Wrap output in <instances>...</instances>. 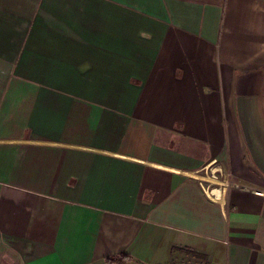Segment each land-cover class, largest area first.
Instances as JSON below:
<instances>
[{
    "label": "crops",
    "instance_id": "obj_1",
    "mask_svg": "<svg viewBox=\"0 0 264 264\" xmlns=\"http://www.w3.org/2000/svg\"><path fill=\"white\" fill-rule=\"evenodd\" d=\"M198 258L264 264V0H0V264Z\"/></svg>",
    "mask_w": 264,
    "mask_h": 264
},
{
    "label": "built area",
    "instance_id": "obj_2",
    "mask_svg": "<svg viewBox=\"0 0 264 264\" xmlns=\"http://www.w3.org/2000/svg\"><path fill=\"white\" fill-rule=\"evenodd\" d=\"M208 190L211 193L210 196H209V198H211L213 200H216V198L214 197L215 194L212 193V188H209L208 187ZM184 264H209V262L206 259L198 258V259H195V261L187 262V263H184Z\"/></svg>",
    "mask_w": 264,
    "mask_h": 264
},
{
    "label": "rangeland",
    "instance_id": "obj_3",
    "mask_svg": "<svg viewBox=\"0 0 264 264\" xmlns=\"http://www.w3.org/2000/svg\"><path fill=\"white\" fill-rule=\"evenodd\" d=\"M205 184H208V183H205ZM207 186V185H206Z\"/></svg>",
    "mask_w": 264,
    "mask_h": 264
}]
</instances>
